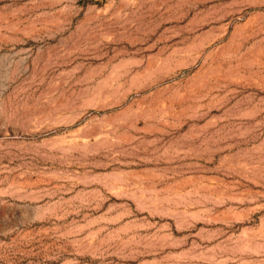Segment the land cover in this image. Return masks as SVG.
<instances>
[{"label": "rangeland", "instance_id": "374dc122", "mask_svg": "<svg viewBox=\"0 0 264 264\" xmlns=\"http://www.w3.org/2000/svg\"><path fill=\"white\" fill-rule=\"evenodd\" d=\"M0 264H264V0H0Z\"/></svg>", "mask_w": 264, "mask_h": 264}]
</instances>
